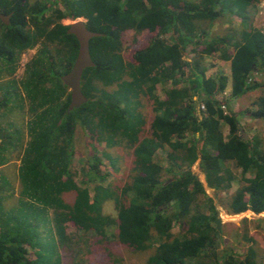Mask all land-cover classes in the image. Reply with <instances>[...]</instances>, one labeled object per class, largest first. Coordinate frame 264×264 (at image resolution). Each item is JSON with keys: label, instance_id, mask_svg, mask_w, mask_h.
Instances as JSON below:
<instances>
[{"label": "trees", "instance_id": "16d2710c", "mask_svg": "<svg viewBox=\"0 0 264 264\" xmlns=\"http://www.w3.org/2000/svg\"><path fill=\"white\" fill-rule=\"evenodd\" d=\"M255 2L54 0L46 6L38 0H0V12L10 13L7 24L0 21V73L4 67L12 70L23 50L42 45L22 83L31 106L26 126L29 140L18 170L21 192L30 201L20 200L17 213L9 214L0 195V264H61L57 242H66L67 221L99 235L107 227H115L117 240L134 250L153 247L146 264H187L192 260L200 264H264V250L259 259L253 248L242 255L216 251L222 240V221L203 182L191 169L199 160L205 184L226 189L233 175L224 164L232 161L241 169L244 184L229 196L226 210L230 214L264 213V151L259 140L241 134L237 114L229 108L225 111L222 105L226 102L218 101L227 77L207 76L203 61L204 55L217 51L229 60L231 98L262 86L252 79L254 72L264 73V33L251 25L248 16ZM225 10L239 18L240 28L209 36L199 22H213ZM78 17L101 35L89 40L94 65L81 75L80 88L87 100L67 111L70 93L60 77L72 66L78 41L61 21ZM126 29L155 31L134 49L132 60L124 59L121 52ZM190 45L192 58L185 55ZM182 81L185 85H180ZM168 82L171 87L161 99L155 94L156 85ZM144 95L153 102L149 135H142L145 120L139 107ZM11 99L15 107L22 108L21 97L8 88L0 107L9 108ZM255 104L248 116L264 119V95ZM222 122L228 126L225 137ZM78 129L87 132L93 149L95 143H103L101 152L95 150L86 162L81 181L94 182L92 192L77 184L70 170ZM3 130L0 127V137ZM14 136L19 142L22 131L7 130L0 143V165L7 161L3 150ZM165 145L168 165L163 166L154 152ZM114 146L132 153L131 172L121 186L102 183L107 176L100 171L101 157L110 169L117 170V158L107 151ZM6 184L8 180L0 185V193ZM70 191L74 199L69 204L62 195ZM107 200L113 201L115 217L102 211ZM168 202L171 204L163 207ZM175 221L185 227L179 234L171 231ZM27 247L33 249V258L28 257Z\"/></svg>", "mask_w": 264, "mask_h": 264}, {"label": "rangeland", "instance_id": "374dc122", "mask_svg": "<svg viewBox=\"0 0 264 264\" xmlns=\"http://www.w3.org/2000/svg\"><path fill=\"white\" fill-rule=\"evenodd\" d=\"M35 1V0H34ZM43 5H52L54 0H38ZM193 1V0H191ZM255 7H251L248 10L249 21L251 25L259 28L264 33V0H256ZM50 9L46 10L49 13ZM85 22V18L78 17ZM76 19L65 18L62 19V23L69 25ZM201 27L205 28L209 36L214 37L217 35H224L229 28L237 29L240 28V20L237 16L231 15L227 10L223 12V15L216 18L213 22L209 20H203L199 22ZM154 32L144 30L140 33H135L132 29H126L123 31L124 39L122 41V55L126 60H132V53L134 49L144 45L153 35ZM169 40V35L164 36ZM199 38V36L197 37ZM202 39V37L200 38ZM191 45L186 48L185 55L188 58H192L194 54L191 52ZM42 50L41 43H37L29 51H25L19 56V58L13 63V69L7 70L3 68L0 73V99L3 97L5 88L9 91H14L22 99V108L14 106V97L9 102V108L0 107V127L4 129L1 132L0 143L5 137H7V130L20 129L23 134L22 140H19L14 136L11 142L6 144L3 153L7 161L0 165V185L3 184L4 180H8L9 184L4 185L0 195L1 204L9 214H16L17 208L19 207L20 200L24 202L30 201V197L24 196L22 186L19 179V165L21 163L22 156L24 154L27 141L29 140L28 130L26 129L27 121L29 117V107L31 102L29 100L27 88L22 85L23 82L27 81V67L31 60L36 56L40 55ZM221 52H213L212 54L204 55V63L207 68L206 75L212 78H217L220 75L225 77L229 73V61L222 58ZM227 62V63H226ZM10 67V66H8ZM12 67V66H11ZM228 78V77H227ZM252 79L260 82L261 87L255 90L249 91L241 97H230L228 86L224 91L218 94L217 99L219 102L226 105H222L225 111L233 110L238 117V121L241 126V134L249 139L259 140V145L264 151V119L251 118L248 116L252 110L256 108L255 102L260 96L264 95V73L254 72ZM228 84V81H227ZM180 85H185L182 81ZM46 86H51V83L47 82ZM171 87L168 82L166 85L157 84L155 94L159 98L164 97L165 90ZM69 91V90H68ZM64 98V96H62ZM152 99L147 96L141 97V105L139 107L144 117V124L142 127V135H149L151 133V120H152ZM224 137L228 134V126L222 122L221 125ZM187 137H191L188 135ZM10 138V135L9 137ZM90 138L86 131L78 129L76 137L73 142L74 154L72 157L70 170L73 172V178L80 186H87L92 192L94 182L83 184L81 181L85 176V167L87 161L91 160V157L95 150L98 154L101 152L100 149L103 143H95V149L90 146ZM113 157L117 158L115 164L116 171L110 169L109 162L101 157L100 171L107 177L102 182L104 185L111 183L113 185L121 186L128 178L132 167V153L131 149L122 147H111L107 149ZM167 146H163L154 152V158L160 162L161 165H168L167 161ZM100 156V155H99ZM227 168L230 169L233 175V179L230 186L226 189L215 190L208 187L205 184L204 173L199 168V160H197L191 167V169L197 174L198 178L203 182L205 193L207 196L213 199L218 211V216L222 221V240L220 245L217 246L216 251L219 253L222 250H231L237 255L244 254L247 249L253 248L256 252L257 259L261 257L264 250V213L252 214L250 211H244L237 215L230 214L225 206V202L229 196L241 185L244 184L242 180L241 169L236 167L232 161L226 162ZM246 177H251V174H245ZM167 177L166 175L163 179ZM205 197L204 195L201 196ZM62 198L67 203H72L74 199V192L63 193ZM102 211L105 214L115 217V209L112 200H107L103 203ZM49 226V225H48ZM50 227V226H49ZM44 229H46L44 227ZM43 230V227L40 229ZM185 227L175 221L172 225L171 231L174 234H179ZM65 235L66 242L59 243L57 250L61 258V264H146L147 258L153 252V247L145 250H134L130 246L123 244L117 240L115 227H107L103 235L94 233L93 231H83L79 229L72 222L67 221L65 223ZM28 257L33 258V249L27 247ZM187 264H200L197 260L188 261Z\"/></svg>", "mask_w": 264, "mask_h": 264}, {"label": "water", "instance_id": "95a60500", "mask_svg": "<svg viewBox=\"0 0 264 264\" xmlns=\"http://www.w3.org/2000/svg\"><path fill=\"white\" fill-rule=\"evenodd\" d=\"M8 19L9 15L0 12V20L2 22L8 23ZM66 32L68 34H73L78 41V52L76 58L70 70L60 77L62 82L69 89L70 101L67 111H70L75 107H79L87 100L80 88L81 75L86 67L94 65L89 52V40L92 37L100 36L101 33L89 30L86 27L85 22L81 19H76L74 22L70 23ZM171 202L164 204L163 207L170 205Z\"/></svg>", "mask_w": 264, "mask_h": 264}, {"label": "crops", "instance_id": "0c3cea01", "mask_svg": "<svg viewBox=\"0 0 264 264\" xmlns=\"http://www.w3.org/2000/svg\"><path fill=\"white\" fill-rule=\"evenodd\" d=\"M227 61H229V60H227ZM226 63H227V62H226ZM228 66H229V65H228ZM226 76L228 77V78H227V81H228L227 86H228V88H229V92H230V89H231L230 70H229V73L226 74ZM231 111H233V110L231 109ZM233 112H234V111H233Z\"/></svg>", "mask_w": 264, "mask_h": 264}, {"label": "flooded vegetation", "instance_id": "af4514ba", "mask_svg": "<svg viewBox=\"0 0 264 264\" xmlns=\"http://www.w3.org/2000/svg\"><path fill=\"white\" fill-rule=\"evenodd\" d=\"M7 15H9V17H10V13L7 14ZM0 21H1V20H0ZM8 22H9V19H8ZM3 23H4V22H3ZM5 24H7V23H5ZM34 46H35V45H34ZM32 48H33V47H29V48L23 50L21 54H23L25 51L27 52V51L31 50Z\"/></svg>", "mask_w": 264, "mask_h": 264}, {"label": "built area", "instance_id": "2783aa9c", "mask_svg": "<svg viewBox=\"0 0 264 264\" xmlns=\"http://www.w3.org/2000/svg\"><path fill=\"white\" fill-rule=\"evenodd\" d=\"M200 108H201V109H204V105H203V104H201V105H200ZM222 108H223V106H222Z\"/></svg>", "mask_w": 264, "mask_h": 264}, {"label": "clouds", "instance_id": "9594fccd", "mask_svg": "<svg viewBox=\"0 0 264 264\" xmlns=\"http://www.w3.org/2000/svg\"><path fill=\"white\" fill-rule=\"evenodd\" d=\"M204 182H205V181H204ZM246 211H250V210H246ZM250 212H251V211H250ZM252 214H255V213L252 212ZM234 215H237V214H234Z\"/></svg>", "mask_w": 264, "mask_h": 264}]
</instances>
